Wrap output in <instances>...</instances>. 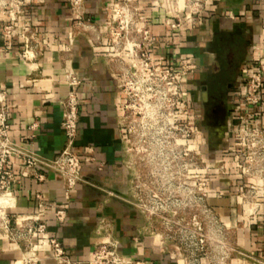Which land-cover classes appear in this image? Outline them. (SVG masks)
Returning a JSON list of instances; mask_svg holds the SVG:
<instances>
[{
	"label": "crops",
	"instance_id": "crops-1",
	"mask_svg": "<svg viewBox=\"0 0 264 264\" xmlns=\"http://www.w3.org/2000/svg\"><path fill=\"white\" fill-rule=\"evenodd\" d=\"M135 1L142 21L149 26L152 37L149 50L154 57L173 65L189 56L196 60V69L183 84L192 119L200 118L194 99L195 94L201 95L206 84L202 82L205 73L228 70L225 65L232 62L227 60L228 56L234 57L238 51L239 60L233 68L238 72L235 77L238 85L227 93L233 105L229 121L242 114L264 127V101L243 111L237 107L243 101L244 84L250 72L258 69L264 59V0H205L201 22L179 28L171 27L175 22V0ZM107 5L108 0H84L87 19L101 29L110 18ZM7 23L6 15L0 12V85L11 107L9 138L15 145L42 159L56 156L65 145L60 126L62 101L69 92L65 74L75 71L83 79L74 148L81 162L82 180L71 193L62 224L47 213L46 237L55 238L71 259L80 264H88L94 247L109 239L118 242L119 253L126 258L141 259L147 264H182L170 245L159 247L154 243L148 233L149 223L133 197V168L126 159L123 96L117 88L120 63L108 41L105 38L97 41L95 33L75 30L70 0H24L16 26L30 25L36 31L37 44L29 53L31 58L22 56L21 37H14L10 44L3 39ZM238 31L248 35L242 44ZM236 39L239 45L235 44ZM226 126V132L213 141V162L207 161L212 168L208 171L209 202L223 222L235 229L239 247L258 255L231 264L260 263L264 212H257L252 218L243 212L239 197L246 181L239 169L242 146L234 129H230L228 117ZM220 142H227L223 150L225 158L219 161L225 165L224 175L214 165L216 144ZM12 167L17 183L15 206L8 210V215L13 223L34 215L43 205L64 202L59 175L49 171L43 181H36L24 176L15 161ZM258 200L264 207V200ZM34 248L39 264H54L46 238L35 239ZM19 258V247L0 234V264H13ZM201 264L208 262L203 260Z\"/></svg>",
	"mask_w": 264,
	"mask_h": 264
},
{
	"label": "built area",
	"instance_id": "built-area-1",
	"mask_svg": "<svg viewBox=\"0 0 264 264\" xmlns=\"http://www.w3.org/2000/svg\"><path fill=\"white\" fill-rule=\"evenodd\" d=\"M110 1L107 5L110 18L106 27L101 29L87 19L84 0H70L75 30L95 33L97 41L105 38L120 63L117 88L123 96V128L138 160L131 164L133 197L149 223V235L159 247L170 245L182 264H201L203 260L211 259V251L218 241L214 231L216 227L219 231L221 225H216V213L209 202L208 171L212 168L204 163L200 151L192 146L197 131L183 89L185 78L196 69V60L189 56L177 65L163 64L150 53V29L142 21L136 1ZM23 2L0 0V12L8 19L2 37L8 44L14 37H21L24 43L22 56L28 59L31 58L29 53L36 48L37 35L30 25L16 26ZM178 2L174 1L175 22L172 28L201 22L205 0H183L181 9H178ZM65 81L69 92L62 101L60 123L65 145L52 159H42L10 140L11 107L6 91L0 85V234L20 249V258L13 264H39L34 240L43 238L47 239L49 257L54 264H80L71 259L55 238L46 237L47 213H52L55 221L62 224L71 193L82 180L81 162L74 148L78 132L79 90L83 79L79 73L69 71L65 74ZM242 97V103L237 104L241 111L264 101V59L258 69L250 72ZM234 120L239 123L234 131L242 146L240 174L246 180L239 197L243 212L252 218L261 208L258 190L264 187V127L242 114ZM153 150L162 158L158 166L164 174L159 178L162 186L157 189L153 185L158 181L150 175L154 165L150 160ZM12 161L17 163L24 176L36 181H43L49 171L59 175L64 202L43 205L34 215L24 216L13 223L8 215V210L15 206L14 186L17 183ZM171 166L175 168L174 177L167 175L171 173ZM217 170L222 175L226 174L224 163ZM168 182L175 183L172 190L165 186ZM88 264L147 263L124 257L119 253L118 242L109 239L94 247Z\"/></svg>",
	"mask_w": 264,
	"mask_h": 264
},
{
	"label": "rangeland",
	"instance_id": "rangeland-1",
	"mask_svg": "<svg viewBox=\"0 0 264 264\" xmlns=\"http://www.w3.org/2000/svg\"><path fill=\"white\" fill-rule=\"evenodd\" d=\"M111 1L108 0V3H110ZM239 37H241V44L244 43L243 38L247 37L248 35L244 32H240L238 31ZM238 35V34H237ZM228 43V42H227ZM240 41L238 39H236L235 44L239 45ZM238 49V48H237ZM237 53L238 51H235V56L233 57L232 55L228 56L229 61H232L231 64H226L225 66H227L228 70L226 71H220L219 73L213 74L211 73L212 76H218V79L214 81V84H216V86H218V88H216L214 91L218 92L221 96H222V100L225 103H221L216 105L217 107H221L222 110H224V114L226 117V121H227V117H228V122L230 123V129L233 130V127H236L239 123L236 120L230 119L229 121V117H230V113H231V106L233 107L232 103H229V97L227 96V93H231L234 90L232 89L233 86L238 82L235 81V77L237 76L238 72L233 70L234 67L237 66V62L239 60V57H237ZM220 78V79H219ZM240 83V82H239ZM231 99V98H230ZM222 101V102H223ZM127 121V120H126ZM193 126L197 131V137H195V140L192 142V146L196 147V149H198L201 153V158L204 161V163H208L206 156L202 155V151L205 149L206 147V128L207 125L209 124L210 120L208 119L206 114H202V112H200V118L198 119H193ZM227 123V122H226ZM228 127L225 126L224 129V133L226 132L225 130ZM228 137H231V133L229 134ZM221 141V140H220ZM129 142V137L127 136L126 138V151H127V157L126 159L128 160V163H134V161H136L137 157L134 154L132 147H130V145L128 144ZM227 142H220L216 144L217 150H216V154H215V169L217 170L219 165L221 163H219L220 159H224V155L225 153L223 152L224 149L227 148L226 145ZM154 146V145H152ZM151 149V148H150ZM153 149V148H152ZM151 149V150H152ZM152 152V151H151ZM161 159L160 155L158 152H156L155 150H153V153L151 155L150 160L152 161V163H154V165L151 167V177L156 178L158 182L154 183L155 185L154 188L157 189L159 188L161 185V182L159 181V178H161L162 176H164L163 172H162V168L160 166H158V163H161ZM138 161V160H137ZM223 163V162H222ZM171 169V173H167L168 176H175V168L174 166L170 167ZM148 174V173H145ZM166 175V176H167ZM174 182H168L165 186L168 187V189H173L174 186ZM258 197L257 199H263L264 200V187L260 188L258 190ZM216 215H215V219H216V225H221V229H219V231H217V227H216V231H214V236L216 238V246L214 248L213 251H211L210 257L211 259L207 260L208 264H231L233 261H239V260H246L249 261L247 256H257L256 254L250 253V252H246L245 250H243L242 248L239 247L238 243H237V234L235 229H233L232 227L226 225L223 220L221 219V216L217 213V211L214 209ZM258 212H264V207H261L260 210H258ZM200 217V216H199ZM201 218V217H200ZM223 226V227H222ZM264 248V246L262 247ZM212 250V249H211ZM262 256H260V263L256 262L255 264H264V249L262 251ZM213 257V258H212ZM252 262V261H251Z\"/></svg>",
	"mask_w": 264,
	"mask_h": 264
},
{
	"label": "flooded vegetation",
	"instance_id": "flooded-vegetation-1",
	"mask_svg": "<svg viewBox=\"0 0 264 264\" xmlns=\"http://www.w3.org/2000/svg\"><path fill=\"white\" fill-rule=\"evenodd\" d=\"M205 78L202 82L206 83L202 86L201 95L198 97L195 94L194 103L197 105L198 109L202 114H206L210 120L206 128V147L202 151V155L206 156L207 161L213 162L214 160V144L213 141L215 138H220L224 133L226 126V117L224 110L221 107L216 105L225 103L222 100V96L215 92L214 90L218 88L214 81L217 80L215 76H212L211 73H205ZM223 101V102H222Z\"/></svg>",
	"mask_w": 264,
	"mask_h": 264
},
{
	"label": "bare ground",
	"instance_id": "bare-ground-1",
	"mask_svg": "<svg viewBox=\"0 0 264 264\" xmlns=\"http://www.w3.org/2000/svg\"><path fill=\"white\" fill-rule=\"evenodd\" d=\"M177 5H178V9H181L183 6V0H179Z\"/></svg>",
	"mask_w": 264,
	"mask_h": 264
}]
</instances>
